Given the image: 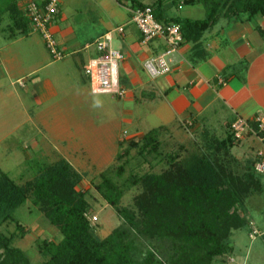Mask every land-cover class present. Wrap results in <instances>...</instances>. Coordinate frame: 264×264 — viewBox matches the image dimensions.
I'll return each instance as SVG.
<instances>
[{"label":"trees","instance_id":"obj_1","mask_svg":"<svg viewBox=\"0 0 264 264\" xmlns=\"http://www.w3.org/2000/svg\"><path fill=\"white\" fill-rule=\"evenodd\" d=\"M167 1L176 8L180 4H201L205 16L196 20L166 17L163 6ZM17 2L0 0V24L5 14L9 18L2 29L8 39L28 34L29 18L20 11ZM127 5L130 9L150 6L160 23L178 24L186 41L196 40L221 18L251 21L257 15L264 16V0H154L150 5L141 0H127ZM256 28L264 37V29ZM248 123L255 134L250 132L246 136L264 137V130L253 119ZM162 128L129 140L117 159L123 160L132 149L142 156L157 155ZM202 139L204 144L209 139L210 151L208 145L204 152L205 148L198 149L194 144L192 150L196 153L190 160H181L177 153H170L167 167L161 172L129 176V185H143L134 198L135 209L120 205L123 190L101 173L96 190L124 223L104 238L94 233L89 203L85 193L78 189L82 175L64 158L48 164L37 163L33 178L23 184L0 171V215L3 214L2 220H14L8 213L30 199L58 231V242L47 239L37 242V251L45 258L41 264H213L232 253L229 239L234 231L248 225L243 206L247 199L263 191L260 177L263 173L255 169L260 157L255 155L242 163L234 157L230 126L224 138L204 134ZM124 166L125 161L118 165V175L123 173ZM14 222L24 236L25 228L17 220ZM0 264H31L22 249L12 246L11 236L1 232Z\"/></svg>","mask_w":264,"mask_h":264},{"label":"rangeland","instance_id":"obj_2","mask_svg":"<svg viewBox=\"0 0 264 264\" xmlns=\"http://www.w3.org/2000/svg\"><path fill=\"white\" fill-rule=\"evenodd\" d=\"M126 2L121 0L119 5L116 0H58L59 9L65 16V20L58 23L72 29L81 43H88L102 30L107 28L110 31L125 24L128 17L122 4ZM190 9V6H185L180 14L186 15ZM195 10L191 15L194 18L205 16L202 6ZM252 20L264 28V16L257 15ZM8 23L9 18L5 14L0 24V171L16 183L23 184L33 178L37 163L48 164L59 158L69 161L82 175L78 189L85 193L90 217L97 218L91 223L98 237L104 238L124 224L96 190V185L101 183V173L123 190L120 205L135 209L133 201L143 190V185H129L130 175L161 172L167 167V154L170 153H177L181 160H190L196 153L192 150L194 144L198 149L205 148V152L210 141L206 139L204 144L201 133L185 126L181 130H172L166 136L164 129L166 126L172 129L171 124L176 123L174 119H160L148 106L134 99L92 94L87 78L75 64L71 51L65 50L61 60H54L35 32L14 41L8 39L7 33L2 31ZM55 38L62 49L59 39ZM113 45L114 48L120 45L116 33H113ZM34 78L39 79L35 88L31 82ZM45 80L50 81V88ZM21 82L24 86L20 85ZM159 126L163 128L157 155L142 156L132 149L123 160L117 159L129 140L138 139ZM215 136L224 138L225 133L219 131ZM119 142L123 144L121 147ZM252 145L249 154L257 149L256 141L251 142ZM30 160L34 162L29 164ZM123 161V173L118 175L117 167ZM260 177L264 179V174ZM252 197L254 200L249 198L245 203L249 214L244 217L248 222L250 218L259 220L264 212V189L261 195ZM8 214L25 228V235L19 234L14 220H2L3 214L0 215V232L11 236L12 246L22 249L31 264H41L45 258L38 253L37 242L43 239L58 242L60 234L30 199ZM238 231L242 233L238 241L235 242L236 233L229 239L230 245L235 246L232 253L213 264H264V237L256 233L251 240L252 237H248L249 225Z\"/></svg>","mask_w":264,"mask_h":264},{"label":"crops","instance_id":"obj_3","mask_svg":"<svg viewBox=\"0 0 264 264\" xmlns=\"http://www.w3.org/2000/svg\"><path fill=\"white\" fill-rule=\"evenodd\" d=\"M32 1L41 6L46 0H39V2L18 0L17 5L23 14L27 4ZM141 1L147 5L154 2V0ZM122 6L125 7L128 19L125 24H122L124 32L117 35L120 45L116 48L125 53V60L119 68L120 84L127 89L123 99H134L139 104H145L157 113L160 119H174L176 123L171 124L172 129L164 126L166 136L172 133V130H181L185 126H189L192 131L201 133V135H216L220 131L226 136L230 124L236 118L251 120L258 115L264 116V37L256 28L263 26L253 20L240 21L237 18L229 20L221 18L215 25L201 33L196 40H184L173 56L171 72L153 79L144 71L143 63L164 49V41L161 38H155L143 43L141 33L130 21L131 13L127 2ZM185 6H190L191 9L182 16L180 12ZM199 6L202 5H184L179 9L167 1L164 3L163 10L166 17L196 20L200 18H194L191 15ZM174 10L178 12L175 13ZM64 20L65 16L59 9L50 30L54 38L59 39L58 42L63 47L62 49L71 51L75 56V64L83 71L88 60L96 55L92 43L109 29L102 30L88 43H81L72 29L59 25L58 22ZM30 32L37 33L29 22L28 34ZM21 37L25 36L17 38ZM17 38L10 40L14 41ZM85 78L91 88L90 79L86 76ZM31 82L34 87L38 85L39 79L34 78ZM45 83L50 88V81L45 80ZM20 85L24 86V83L21 82ZM165 132L163 131L162 135ZM254 136L251 134L246 136L245 140L234 142L231 152L237 160L245 161L254 157L257 150L264 152V137ZM255 141L257 149L249 154V150L253 148L250 143H255ZM262 184L264 189V179H262ZM261 193L255 195H261ZM242 211L244 215L249 214L245 204ZM250 219L248 237L253 232H255L254 235L257 233L264 237V212L259 220H255L258 221L256 222L258 225L255 224L253 218ZM234 234L236 242L241 238L239 235L242 233L237 230L232 236ZM253 239L254 236L251 240Z\"/></svg>","mask_w":264,"mask_h":264},{"label":"built area","instance_id":"obj_4","mask_svg":"<svg viewBox=\"0 0 264 264\" xmlns=\"http://www.w3.org/2000/svg\"><path fill=\"white\" fill-rule=\"evenodd\" d=\"M181 7L182 4L178 8ZM58 13V0H46V3L41 6L32 1L27 4L24 11V15L29 18L30 23L42 38L46 49L54 60H61L64 56V50L59 48L50 30V26ZM130 13V21L141 33L143 43L155 38H161L164 41V49L144 61L143 68L146 74L154 79L171 72L173 56L184 41L180 26L174 23L167 25L160 23L156 20L150 6L130 9ZM123 32L124 26L119 25L115 29L103 33L92 43L96 55L88 60L83 67V72L92 83L91 92L93 94H111L123 98L127 93V89L121 86L119 80V68L125 60V53L113 47V33L121 35ZM253 120L258 124L260 130H264L263 115H258ZM252 131L246 119L236 118L230 125V133L234 142L242 141L248 133H253ZM256 156L260 159L255 169L259 173H264V152L258 150ZM89 219L92 223L97 221L95 216H91ZM254 233L250 237H253Z\"/></svg>","mask_w":264,"mask_h":264}]
</instances>
